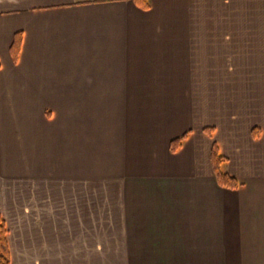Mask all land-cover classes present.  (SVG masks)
<instances>
[{
	"label": "crops",
	"instance_id": "1",
	"mask_svg": "<svg viewBox=\"0 0 264 264\" xmlns=\"http://www.w3.org/2000/svg\"><path fill=\"white\" fill-rule=\"evenodd\" d=\"M148 3L0 0L10 264H264V0Z\"/></svg>",
	"mask_w": 264,
	"mask_h": 264
},
{
	"label": "trees",
	"instance_id": "2",
	"mask_svg": "<svg viewBox=\"0 0 264 264\" xmlns=\"http://www.w3.org/2000/svg\"><path fill=\"white\" fill-rule=\"evenodd\" d=\"M136 4L142 8L146 9L149 6L148 0H134ZM20 39V33H15L14 40L11 46L12 56H16V52L18 49V42ZM214 128L212 126H205L203 127V131L208 135L212 136ZM258 128L252 129V135L256 136L258 133ZM186 132L182 135L175 137L169 141V149L171 151L176 150L183 142L186 137ZM226 160L225 156L219 152L218 146L215 141L211 142L210 146V164L213 169L214 175L216 177V181L220 186L228 187V188H236L238 187L241 182L235 178L234 176L228 174L221 170V164ZM7 229L5 225V221L3 217L0 215V264H10V254L7 245L6 239Z\"/></svg>",
	"mask_w": 264,
	"mask_h": 264
},
{
	"label": "rangeland",
	"instance_id": "3",
	"mask_svg": "<svg viewBox=\"0 0 264 264\" xmlns=\"http://www.w3.org/2000/svg\"><path fill=\"white\" fill-rule=\"evenodd\" d=\"M234 4L238 5V2L239 0H232ZM232 7V6H231ZM237 8V7H236ZM230 9V8H229ZM221 10H223V8H220V11L219 13L221 12ZM230 11H223L222 14H228ZM218 13V14H219ZM1 215V214H0ZM112 233L111 232H102L101 235H102V238H105V239H108L110 237Z\"/></svg>",
	"mask_w": 264,
	"mask_h": 264
}]
</instances>
